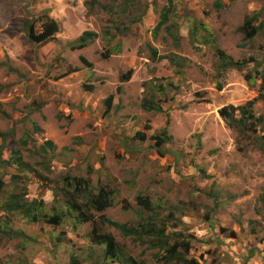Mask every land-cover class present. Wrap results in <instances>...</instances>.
Listing matches in <instances>:
<instances>
[{
	"label": "rangeland",
	"instance_id": "rangeland-1",
	"mask_svg": "<svg viewBox=\"0 0 264 264\" xmlns=\"http://www.w3.org/2000/svg\"><path fill=\"white\" fill-rule=\"evenodd\" d=\"M165 8L175 10L178 45L166 26L154 33ZM258 12L254 26L264 22V0H0V131L8 134L0 138V264H120L93 242L94 230L138 264H168L151 239L101 220L139 225L138 198L158 202L154 224L181 234L196 264H264V27L252 40L240 30ZM47 15L59 33L31 43L27 23L39 34ZM85 31L99 36L79 48ZM217 48L245 68L222 71ZM253 100L244 134L220 115ZM164 130L171 139L157 149ZM74 178L110 194L113 205L97 212L81 187L74 203L95 222L79 225L75 210L57 224L3 210L14 193L56 214Z\"/></svg>",
	"mask_w": 264,
	"mask_h": 264
},
{
	"label": "trees",
	"instance_id": "trees-1",
	"mask_svg": "<svg viewBox=\"0 0 264 264\" xmlns=\"http://www.w3.org/2000/svg\"><path fill=\"white\" fill-rule=\"evenodd\" d=\"M172 12L175 13V10L171 8H165L161 12L160 22L155 27L154 33L155 35H157L158 32L162 29V27L166 26L167 32L171 33V35H174L175 33L174 38L176 44L178 45L180 37L176 35V26L175 24H169V22L171 21L170 13ZM261 15L262 12L255 13L251 19L247 18L245 25L240 28V30L245 33L247 39L252 40L260 31L262 32V29L264 27L263 21L259 26H254V23L259 21ZM46 17V23H44L42 27V32L39 34H35L33 31L32 24L27 23L26 30L28 31V36L30 38L31 43L38 45L43 44L44 42L52 39L57 33H59L58 22L48 17V15ZM204 30L207 32L208 28L205 27ZM98 36L99 35L95 32L85 31L78 39V47H87L93 40L98 38ZM205 41L206 43L212 44V40L211 42L209 39H206ZM149 48L153 61H159L162 59V56H159L158 50L156 48ZM217 54L220 58V65L222 71H227L231 68L242 70L247 64V62L244 61H235L231 56H229L225 51L221 50L220 48H217ZM175 58V55L170 56V60L172 61V63L177 64L178 62ZM245 77L246 80L250 83L253 80V78L249 75H246ZM262 80L264 83V77L262 78ZM219 89H221V86H219ZM253 104L254 100L249 101L248 103L242 106H226L220 110V115L230 128L237 129L241 134H244L247 129V125H249V119H252L253 117V115L251 114V108ZM107 106L108 108L112 107V102L110 100L107 102ZM142 108L149 111H163L162 107L154 101H144L142 103ZM236 113L239 116H236ZM263 121L264 117L260 116L257 118L258 123H262ZM7 137L8 134L0 131V138L3 141H5ZM137 139L144 141L146 139V135L139 134V137ZM170 139L171 136H169L167 134V131L164 130L163 137L156 138V141H158L156 144L157 149H160V147H164L167 141H169ZM45 145L49 148L54 147V144L51 141H47ZM11 156L14 158L13 161L17 166L20 167V165L23 164V160L19 152L11 150ZM1 163L7 162L0 159V166ZM68 179L69 178L67 177L66 180ZM73 181L75 182L73 185L75 187V193L72 194L71 199L66 202L67 205H63L65 208L60 209L59 212H57L56 214L47 216V214H45L43 211V207H40L37 201L28 202L25 198V194L22 195L14 193L10 196L9 201L3 204V210L8 213L21 212L23 217H25L26 219H28V221L31 222H39L41 220H46L47 223L50 224L60 223L63 220V217L67 216V213L75 210L79 213V215L75 218L79 225L95 222L94 217L85 216L82 213L81 206L74 203V201H78L79 194L81 193V191L84 192V190H81L82 186H85V196L83 197V200L86 201L90 208L96 210L97 212H104L107 208L113 205L110 199V194L106 191L105 188H101L98 194L94 195L90 186V182L88 180L74 178ZM4 185L5 183L1 182L0 180V190L3 188ZM69 187H71V184L69 185ZM262 201L264 204V196L262 198ZM137 202L138 204H140V206H143L141 208L142 210L138 212L141 221L139 225L130 226L126 224H120L118 222L110 220L109 218H106L105 216H102V222L116 228L125 237H135V239L140 241L144 240L145 238L151 239L149 242L150 246L152 248H159L160 250H164L168 264H196L194 260H189L187 258V248L185 247V240L180 239V237L182 236L181 234H176L177 232L167 233L165 229H160L156 224H154L156 223L155 221L158 222V218L161 215L160 212L156 213V210L161 207L158 202L157 204H152L149 201L143 200L142 198H138ZM145 212H148L147 216ZM7 225H9V223H7ZM163 226L166 227L167 225L163 224ZM91 239L95 244H100L104 246V255L107 258H114L115 260H118L120 264H138L134 258L127 256V254L122 250L120 244L115 241L113 236L98 234L97 230H94L91 235ZM73 261H75L76 264H79L78 262H76V260Z\"/></svg>",
	"mask_w": 264,
	"mask_h": 264
}]
</instances>
